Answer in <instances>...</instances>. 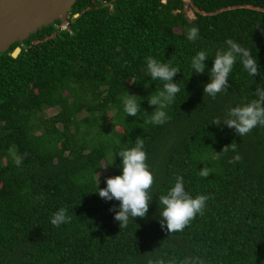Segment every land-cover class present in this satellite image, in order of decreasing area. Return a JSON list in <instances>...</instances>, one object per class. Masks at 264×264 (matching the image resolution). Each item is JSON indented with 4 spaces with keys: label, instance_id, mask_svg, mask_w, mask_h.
Instances as JSON below:
<instances>
[{
    "label": "trees",
    "instance_id": "1",
    "mask_svg": "<svg viewBox=\"0 0 264 264\" xmlns=\"http://www.w3.org/2000/svg\"><path fill=\"white\" fill-rule=\"evenodd\" d=\"M190 3L198 11L191 21L184 0H76L65 28L56 20L0 52V264H264V126L241 138L211 124L264 85V0ZM193 27L195 41L187 38ZM228 39L251 49L260 75L237 58L228 91L213 99L203 92L207 69L192 74L191 58L206 51L211 68ZM149 56L180 69L163 125L145 122L155 108L147 97L163 88L147 71ZM127 92L141 104L137 117L123 110ZM50 107L58 110L46 116ZM137 137L153 199L147 218L120 229L109 210L119 201L95 192L97 174L108 171L101 188L120 175L116 154ZM231 143L235 152L221 151ZM205 166L207 178L197 174ZM178 176L192 196L209 199L202 215L168 234L158 196ZM60 208L71 221L56 227Z\"/></svg>",
    "mask_w": 264,
    "mask_h": 264
},
{
    "label": "clouds",
    "instance_id": "2",
    "mask_svg": "<svg viewBox=\"0 0 264 264\" xmlns=\"http://www.w3.org/2000/svg\"><path fill=\"white\" fill-rule=\"evenodd\" d=\"M187 38L195 41L198 38V29L191 28L187 32ZM226 45V49L216 51L214 59L211 60V68H207L206 62L209 59L206 51H198L191 58L192 74L194 72L200 75L205 73L207 69L210 76V81L203 88L204 96L208 95L215 99L218 93L228 91L229 74L237 58L250 76L260 75L257 56H253L250 48L243 47L232 39H228ZM146 63L151 79L162 81L163 88L157 94L152 95L151 93L147 97L148 103L154 105L155 108L145 122L163 125L170 118L165 109L174 102L176 94L180 91L178 84L174 82V77L180 69L168 63L160 62L151 56L146 57ZM131 82L135 83L136 81L131 80ZM145 86L147 87V85ZM254 96L255 99L248 103L230 107L224 117L215 118L211 124L217 127L221 124L226 125L241 138L251 133L257 126H264V85L256 88ZM135 97L137 95L127 92V95L122 98L123 110L127 116L137 117L140 114L141 104L137 102ZM229 149L235 152L236 145L233 143L225 145L221 151L226 153ZM116 155L120 157L121 174L107 177L106 187L103 188L99 187L98 175V190L95 192H98L99 196L106 201H119L118 210H116V206L109 210L114 212V220L119 222V227L122 229L127 227L130 218L134 220L137 217L147 218L149 205L153 199L151 189L154 176L146 162L147 154L144 151L142 138L137 137L133 147L122 148ZM240 159L241 157L237 153L230 162L235 163ZM211 171L209 167L205 166L197 174L207 178ZM208 199L209 197L203 194L192 196L185 190L183 177L178 176L167 193L158 196L161 228L166 230L168 234L183 231L197 214H203ZM70 221L71 216L67 215V209L60 208L52 214L50 222L53 226L59 227ZM158 264H164V262L161 260ZM181 264H190V262L186 259Z\"/></svg>",
    "mask_w": 264,
    "mask_h": 264
},
{
    "label": "water",
    "instance_id": "3",
    "mask_svg": "<svg viewBox=\"0 0 264 264\" xmlns=\"http://www.w3.org/2000/svg\"><path fill=\"white\" fill-rule=\"evenodd\" d=\"M76 0H0V52L25 39L44 26L68 23L69 11ZM20 47L11 53L16 56Z\"/></svg>",
    "mask_w": 264,
    "mask_h": 264
},
{
    "label": "rangeland",
    "instance_id": "4",
    "mask_svg": "<svg viewBox=\"0 0 264 264\" xmlns=\"http://www.w3.org/2000/svg\"><path fill=\"white\" fill-rule=\"evenodd\" d=\"M184 12L188 18V20H194L196 18L197 14V9L190 3V0H184ZM177 31H180V29H176ZM58 109L54 107H50L45 109L44 114L46 116L53 115ZM110 113V112H109ZM111 114V113H110ZM85 116V112L80 113V117ZM103 174H108V171L106 170H101L97 174V180H98V175H99V180H101V177Z\"/></svg>",
    "mask_w": 264,
    "mask_h": 264
},
{
    "label": "built area",
    "instance_id": "5",
    "mask_svg": "<svg viewBox=\"0 0 264 264\" xmlns=\"http://www.w3.org/2000/svg\"><path fill=\"white\" fill-rule=\"evenodd\" d=\"M101 2H103V3H106L108 0H100ZM61 28H65L66 27V25L65 26H60Z\"/></svg>",
    "mask_w": 264,
    "mask_h": 264
}]
</instances>
